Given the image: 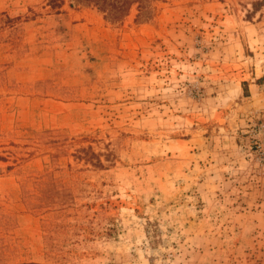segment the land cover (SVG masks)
Listing matches in <instances>:
<instances>
[{"label":"rangeland","instance_id":"1","mask_svg":"<svg viewBox=\"0 0 264 264\" xmlns=\"http://www.w3.org/2000/svg\"><path fill=\"white\" fill-rule=\"evenodd\" d=\"M116 12L0 0V264H264V0Z\"/></svg>","mask_w":264,"mask_h":264},{"label":"trees","instance_id":"2","mask_svg":"<svg viewBox=\"0 0 264 264\" xmlns=\"http://www.w3.org/2000/svg\"><path fill=\"white\" fill-rule=\"evenodd\" d=\"M107 1L108 0H101L100 2L99 0H95V6L101 9L102 12L107 13L114 18H118L120 16L119 14H116V11H118V9L122 10L127 6L128 8H130L135 2H138V0H132L130 2L129 0H113L112 3H109L106 6ZM120 4H122V6L119 7Z\"/></svg>","mask_w":264,"mask_h":264},{"label":"crops","instance_id":"3","mask_svg":"<svg viewBox=\"0 0 264 264\" xmlns=\"http://www.w3.org/2000/svg\"><path fill=\"white\" fill-rule=\"evenodd\" d=\"M242 91H243V89H242ZM248 93H249V97L247 99H249L250 103H251V106H249V107L251 109L255 110L256 106H257L255 99H262V95L260 94L259 85L256 82L255 83L250 82V84L248 85Z\"/></svg>","mask_w":264,"mask_h":264},{"label":"built area","instance_id":"4","mask_svg":"<svg viewBox=\"0 0 264 264\" xmlns=\"http://www.w3.org/2000/svg\"><path fill=\"white\" fill-rule=\"evenodd\" d=\"M262 127L263 128H262L261 132L264 133V124L262 125ZM256 144H258V142H256Z\"/></svg>","mask_w":264,"mask_h":264}]
</instances>
